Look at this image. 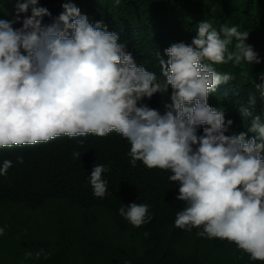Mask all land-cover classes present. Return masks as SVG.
Segmentation results:
<instances>
[{
	"label": "clouds",
	"instance_id": "clouds-1",
	"mask_svg": "<svg viewBox=\"0 0 264 264\" xmlns=\"http://www.w3.org/2000/svg\"><path fill=\"white\" fill-rule=\"evenodd\" d=\"M14 7L12 20L0 19V148L116 132L130 145L132 167L140 161L148 169L170 171L168 180L178 184L176 199L185 205L175 227L234 242L250 260L264 261V123L249 111L257 98L264 102V72L255 94L248 93V106L239 110L245 121L252 117L246 131L226 135L233 121L225 123L224 111L207 103L218 85L233 79L211 65L261 63L245 43L249 33L235 25L218 31L201 20L189 44L164 49L167 60L158 61V80L118 43V33L102 20L90 22L71 0L55 17L38 0H16ZM29 9L31 15L21 18ZM45 16L51 23L42 22ZM14 23L21 27L14 29ZM155 93L169 95L163 114L142 102ZM72 155L79 159L81 153ZM11 166L3 160L0 176ZM108 167L94 164L90 172L94 197L108 191ZM148 209L132 202L117 211L139 227L151 221Z\"/></svg>",
	"mask_w": 264,
	"mask_h": 264
},
{
	"label": "trees",
	"instance_id": "trees-1",
	"mask_svg": "<svg viewBox=\"0 0 264 264\" xmlns=\"http://www.w3.org/2000/svg\"><path fill=\"white\" fill-rule=\"evenodd\" d=\"M15 2L0 0V19L14 18ZM65 2L38 0L52 17L63 11ZM73 2L85 8L90 22L102 20L109 31L118 33V43L125 45L137 65L155 72L158 80L163 79L158 61L167 60L164 49L176 42L189 44L201 20L211 21L218 31L224 25L247 31L245 43L261 63L211 65L233 79L218 85L207 103L224 111L225 123L233 121L226 135L250 126L252 117L245 121L239 110L248 106V93L255 94L253 86L261 82L259 74L264 72V0ZM20 15L23 18L31 11ZM52 17L45 16L42 22L51 23ZM142 102L161 114L171 103L167 93H155ZM249 111L264 123V102L259 98ZM129 147L127 140L111 132L105 137L58 136L46 143L0 148V163L12 161L7 174L0 176V227L4 228L0 264H264L250 260L234 242L198 237L196 228L189 232L175 227L176 213L185 206L176 199L178 184L168 180L170 171L148 169L140 161L132 167ZM74 151L81 153L79 159L73 158ZM18 156L23 157L22 164ZM94 164L109 166L103 173L108 182L103 198L94 197L88 183ZM132 202L148 204L151 221L134 227L118 214L121 206ZM49 204L54 208L44 211Z\"/></svg>",
	"mask_w": 264,
	"mask_h": 264
},
{
	"label": "rangeland",
	"instance_id": "rangeland-1",
	"mask_svg": "<svg viewBox=\"0 0 264 264\" xmlns=\"http://www.w3.org/2000/svg\"><path fill=\"white\" fill-rule=\"evenodd\" d=\"M71 2L74 3L76 6H78V7L80 8L82 14H86V15H88L87 11L85 10V8H84L83 6H81L80 4H78V3H76V2H73V0H71ZM52 208H54V204H49V206H47L46 210H44V211L50 210V209H52ZM40 217H41V216H40ZM44 217H45V216H44ZM45 219H46V220H49L48 217H45ZM47 223H49V222L47 221Z\"/></svg>",
	"mask_w": 264,
	"mask_h": 264
}]
</instances>
